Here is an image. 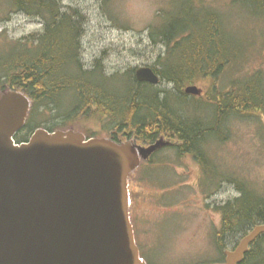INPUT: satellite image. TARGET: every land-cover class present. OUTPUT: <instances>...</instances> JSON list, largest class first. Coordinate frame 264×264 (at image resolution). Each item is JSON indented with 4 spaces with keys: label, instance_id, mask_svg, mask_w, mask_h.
<instances>
[{
    "label": "rangeland",
    "instance_id": "374dc122",
    "mask_svg": "<svg viewBox=\"0 0 264 264\" xmlns=\"http://www.w3.org/2000/svg\"><path fill=\"white\" fill-rule=\"evenodd\" d=\"M60 1L64 8H78L86 15L83 61L92 67L100 59L108 76L146 67L158 69L166 46L153 42L150 32L160 24V11L167 19L183 15L184 22L192 23L193 27L200 24L203 31L210 30L212 25L221 29L227 48L237 50L238 54L231 58V49L226 51L229 55L221 61L228 65L218 79L199 78L183 88L185 91L190 86L198 87L203 92L201 98L186 96V105L172 99L173 106L185 110V119L198 125L200 130L207 129V121L215 123L216 107L210 103L211 96L235 92L237 87L231 102L237 106L241 104L239 95L245 80H259L256 82L263 89V96L258 100L261 108L255 114L249 110L225 121L231 130L225 127V135L230 133V140L222 143L211 137L205 144L213 150L205 144L202 146L218 167L222 182L217 189L203 184L204 169L192 156L178 157L173 150L163 151L156 158L155 166L159 170L156 180L143 181L141 175H135L130 181L131 218L135 228H139L140 243L151 264L221 260L214 244V234L222 228L218 208L240 195L236 186L227 180H235L242 189H255L264 195V0ZM10 10L9 1L0 0V52L11 42L43 32L41 21ZM157 89L178 94L176 86L163 79ZM89 126L99 134L104 131L102 125L90 123ZM234 244L231 242L229 249ZM260 251L264 258V244L260 245Z\"/></svg>",
    "mask_w": 264,
    "mask_h": 264
},
{
    "label": "trees",
    "instance_id": "16d2710c",
    "mask_svg": "<svg viewBox=\"0 0 264 264\" xmlns=\"http://www.w3.org/2000/svg\"><path fill=\"white\" fill-rule=\"evenodd\" d=\"M8 1L11 5L9 12L24 14L43 24L42 33L11 42L0 52V90L4 86L21 90L32 101L24 135L17 138L18 142L26 141L38 128L50 132L74 128L88 138L109 137L116 142L136 138L139 143L148 145L165 137L174 146L163 151L173 150L178 157L192 156L204 169L203 184L218 188L221 176L202 146L211 137L221 139L225 134L219 132L217 121L214 127L211 126L215 123L207 121V129L200 130L198 125L185 119V110L172 104L175 97L180 103L187 104L183 92L186 85L194 84L199 78L221 77L228 65L221 61L229 55L227 50L231 49V58L238 54L237 50L227 48L217 27L212 25L210 30L202 32L197 22L193 27V24L184 22L183 15L167 19L160 11V24L151 25L150 38L155 43L164 44L166 53L159 59L161 69L158 66L153 70L160 76L161 83L163 79L176 86L178 94L171 95L157 89L158 86L139 83L135 71L108 76L100 59L92 67H87L82 58L87 17L82 10L66 9L60 0ZM256 81L247 79L246 84L241 85V104L237 106L231 104L237 87L235 92L217 96L209 94L211 105L216 107L214 120L223 117L226 121L230 115H244L249 110L257 112L261 108L258 100L263 96V89L257 83L259 80ZM90 123L102 125V134L89 128ZM158 156L154 155L148 164L143 163L135 175H141L143 181L148 178L156 180ZM235 186L239 197L218 208L222 228L214 234V244L222 256L219 261L224 260V251L229 249L231 242H235L231 248L234 249L254 227L264 224V195L255 189H242L239 183ZM263 244L264 235L251 247L242 264L263 263L261 251L256 254ZM206 263L213 261L198 264Z\"/></svg>",
    "mask_w": 264,
    "mask_h": 264
},
{
    "label": "water",
    "instance_id": "95a60500",
    "mask_svg": "<svg viewBox=\"0 0 264 264\" xmlns=\"http://www.w3.org/2000/svg\"><path fill=\"white\" fill-rule=\"evenodd\" d=\"M139 82L160 83L149 67ZM185 93L200 96L196 86ZM31 102L6 88L0 95V264H147L136 245L130 219L129 180L141 161L171 146L90 139L74 130H38L15 145ZM264 235L256 226L225 261L242 264Z\"/></svg>",
    "mask_w": 264,
    "mask_h": 264
},
{
    "label": "bare ground",
    "instance_id": "6f19581e",
    "mask_svg": "<svg viewBox=\"0 0 264 264\" xmlns=\"http://www.w3.org/2000/svg\"><path fill=\"white\" fill-rule=\"evenodd\" d=\"M254 1V0H253ZM257 1V0H256ZM257 4V3H256ZM195 22V21H194ZM208 22V21H207ZM196 23V22H195ZM194 23V24H195ZM192 24V23H191ZM199 25V24H198ZM210 25V24H209ZM203 27V26H202ZM211 28V27H210ZM197 30V29H196ZM202 32H204V31H202ZM217 32V31H216ZM197 36V35H196ZM212 36V35H211ZM225 44V43H224ZM222 48V47H221ZM222 50H224V49H222ZM223 52V51H222ZM216 53H218L219 54V52H216ZM226 56V55H225ZM222 57V56H221ZM213 60V59H212ZM223 60V59H222ZM211 61V60H210ZM215 66V65H214ZM138 70V69H137ZM135 71H136V69H135ZM173 81V80H172ZM172 84V83H171ZM233 92V91H232ZM252 96V95H251ZM174 97V96H173ZM230 97V96H229ZM176 98V97H175ZM215 99V98H214ZM222 103V102H221ZM259 103V102H258ZM255 106V105H254ZM211 107V106H210ZM218 108V107H217ZM250 109V108H249ZM248 109V110H249ZM253 109V108H252ZM238 111V110H237ZM239 113V112H238ZM177 114V113H176ZM174 116H175V114H174ZM231 116V115H230ZM240 116V115H239ZM177 117H179V116H177ZM238 117V116H237ZM178 119V118H177ZM226 120H227V118H226ZM224 125H225V123H224ZM189 127V126H188ZM226 130V129H225ZM219 134V133H218ZM216 136V135H215ZM214 138V137H213ZM213 141V140H212ZM184 145V144H183ZM215 168V167H214ZM215 172V171H214ZM261 244V243H260ZM258 245H259V243H258ZM255 249V248H254ZM258 251H260V250H258ZM262 254V253H261ZM263 260V259H262Z\"/></svg>",
    "mask_w": 264,
    "mask_h": 264
},
{
    "label": "flooded vegetation",
    "instance_id": "af4514ba",
    "mask_svg": "<svg viewBox=\"0 0 264 264\" xmlns=\"http://www.w3.org/2000/svg\"><path fill=\"white\" fill-rule=\"evenodd\" d=\"M223 120H224L223 117H219L217 119L219 132L223 131V129L225 128Z\"/></svg>",
    "mask_w": 264,
    "mask_h": 264
}]
</instances>
